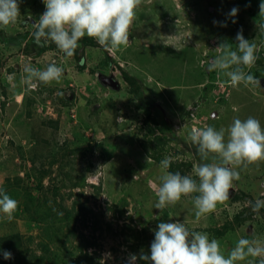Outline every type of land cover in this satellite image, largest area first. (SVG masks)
I'll return each mask as SVG.
<instances>
[{
	"label": "rangeland",
	"instance_id": "obj_1",
	"mask_svg": "<svg viewBox=\"0 0 264 264\" xmlns=\"http://www.w3.org/2000/svg\"><path fill=\"white\" fill-rule=\"evenodd\" d=\"M18 3L17 22L0 26V187L19 203L11 221L0 213V236L19 232L32 237V249L46 244L60 257L57 264H68L69 251L81 240L67 236L68 229L81 207L79 233L96 241L78 251L81 262L89 256L82 264H128L130 254L150 255L160 222L180 220L190 230L208 233L225 256L241 237L264 239V208L256 215L248 206L264 199V160L237 168L240 179L233 181L229 199L194 223L195 193L155 208V187L167 171L148 153L156 137H163L170 155L192 162L190 175L195 177L193 165L202 161L189 140L193 127L227 129L234 118L250 116L264 127V37L259 35L264 29L241 0H142L127 47L108 51L97 43L85 45V37L73 57L51 41L45 50L32 43L31 22L45 11L43 0ZM234 7L237 16L230 17ZM241 29L259 49L254 66L245 71L261 86L232 87L216 71V88L206 89L211 82L207 62L218 55L219 43L229 37L236 41ZM51 62L64 69L59 83L31 89L21 82L26 64L44 70ZM125 72L140 85L138 93ZM101 75L116 77L120 89L102 84ZM17 145L23 146L25 157ZM239 212L240 225L217 237L214 230L235 221ZM11 253L0 264H25L19 252ZM135 264L150 262L137 259Z\"/></svg>",
	"mask_w": 264,
	"mask_h": 264
},
{
	"label": "clouds",
	"instance_id": "obj_2",
	"mask_svg": "<svg viewBox=\"0 0 264 264\" xmlns=\"http://www.w3.org/2000/svg\"><path fill=\"white\" fill-rule=\"evenodd\" d=\"M43 3L45 11L33 23L31 35L34 43L43 47L51 41L66 57H73L80 47L79 41L85 37L94 39L108 51L127 47L136 9L142 0H43ZM237 13L238 8L234 7L228 15L236 17ZM258 15L264 17V0L259 4ZM19 16L18 0H0V26L15 24ZM213 23L227 26L226 22ZM232 23H236V20L233 19ZM259 27L264 29V25ZM235 39L238 42L236 50L227 42L218 44L215 49L218 55L207 62L206 71L223 73L232 87L241 84L245 87L261 86L260 80L245 71V68L254 66L258 59L257 45L244 38L242 29ZM23 72L25 75L21 82L31 89L38 87L39 83H59L64 75V69L55 62L49 63L44 70L28 63L23 67ZM189 140L196 146L202 161L193 165L196 178L182 175L179 171L165 172L159 178L161 183L155 187L158 198L155 208L162 210L175 205L182 196L195 193L197 195L193 196L192 203L195 208L194 223H197L203 216L214 212L217 204L229 199L233 181L240 179L237 168H246L249 164L264 160V127L254 117L244 120L237 117L227 129L193 127ZM210 156L211 162H207ZM149 160L150 157L147 158ZM171 163L172 158L165 157L160 161V167L168 169ZM18 203L0 187V213L7 220L13 219ZM248 206L254 214L259 215L264 208V199L249 201ZM106 256L110 258V254ZM3 258L11 259L12 253L3 251ZM137 259L150 264H237L245 260L247 264H264V239L241 237L225 256L220 242L210 239L208 233L190 230L180 220L160 222L154 231L150 255L143 252L139 257L130 254L128 264H135Z\"/></svg>",
	"mask_w": 264,
	"mask_h": 264
},
{
	"label": "trees",
	"instance_id": "obj_3",
	"mask_svg": "<svg viewBox=\"0 0 264 264\" xmlns=\"http://www.w3.org/2000/svg\"><path fill=\"white\" fill-rule=\"evenodd\" d=\"M242 6L248 13L254 17V19L258 22L261 23V25H264V17H261L258 15L259 13V4L261 3V0H241ZM35 21L31 22L32 25ZM34 29V28H33ZM259 35L263 38L264 37V32H260ZM32 40V43H34V38L31 36L30 37ZM246 40H248V37H244ZM85 45H90V44H96V41L94 39L90 38H85L83 39ZM233 44V48L236 50V45L237 42L234 40V37H229L228 42ZM34 45H36L34 43ZM37 46V45H36ZM41 50H45V44L43 47L40 48ZM263 60L260 59L259 63L262 64ZM217 72H209V77L211 78V82L206 85V89L212 90L215 87V79L217 78ZM259 74L258 72H256ZM124 77L130 81L134 86H136L135 89H133L134 93H138L140 90V85H136L135 79L129 75L128 73H124ZM225 79V78H223ZM27 104H33L32 101H28ZM27 116L31 114L29 111H27ZM49 122H52L53 125L55 123H58V120H49ZM55 126V125H54ZM58 127V126H56ZM167 141L161 137L157 136L156 141L154 143V146L152 149L148 152L150 157L160 165V161L163 160L165 157H171L172 158V163L168 169H165L167 172H176L179 171L182 175H190V171L192 170V162H189L187 159H177L178 157L177 153L176 155L173 154L170 155L169 153V148L167 145ZM17 149L19 150V155L21 157H25L24 152H23V146L22 145H17ZM168 148V149H167ZM36 153V156H38ZM109 156H107L108 158ZM35 160V157L33 161ZM46 173V172H45ZM44 173V174H45ZM42 178V177H41ZM196 178V177H194ZM77 185V184H76ZM83 209L80 207L77 212L75 213L76 219L74 220L72 227H69L68 229V234L67 236H74V237H81L80 243L76 245V250L75 251H69L68 257L70 258L71 262L68 264H77V262L80 261V256L78 255V251L82 252L83 250L88 249L89 247L95 246L96 241H92L88 239L83 233H79L78 227L76 226L78 216L80 213H82ZM36 213H38V209L36 210ZM36 214V215H37ZM242 216V213L239 212L235 216V221H227L224 225L217 227L214 231L217 237L224 236L226 233L232 231L235 229L236 225L239 226L241 223L240 217ZM35 218V217H32ZM84 226H86L85 221L82 223ZM70 226V225H69ZM32 240V237L30 239H25L24 235L19 233V232H12L9 234H4L0 236V259H3V251H9V252H19L21 256L24 258L25 264H48V259L52 260L54 264H57V261L59 260V256L56 255L54 256V252L46 245L43 243H40L38 249H32L30 246V242ZM48 258V259H47ZM87 258L89 256L84 257L83 261L80 263H88ZM64 264V263H61Z\"/></svg>",
	"mask_w": 264,
	"mask_h": 264
},
{
	"label": "water",
	"instance_id": "obj_4",
	"mask_svg": "<svg viewBox=\"0 0 264 264\" xmlns=\"http://www.w3.org/2000/svg\"><path fill=\"white\" fill-rule=\"evenodd\" d=\"M102 84L109 86L112 89H120V82L114 76H100Z\"/></svg>",
	"mask_w": 264,
	"mask_h": 264
},
{
	"label": "built area",
	"instance_id": "obj_5",
	"mask_svg": "<svg viewBox=\"0 0 264 264\" xmlns=\"http://www.w3.org/2000/svg\"><path fill=\"white\" fill-rule=\"evenodd\" d=\"M190 114H191V113H190ZM72 116H73V117H75V115H74V114H73Z\"/></svg>",
	"mask_w": 264,
	"mask_h": 264
}]
</instances>
